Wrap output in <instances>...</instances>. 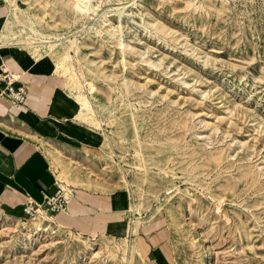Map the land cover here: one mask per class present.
<instances>
[{"label": "rangeland", "instance_id": "374dc122", "mask_svg": "<svg viewBox=\"0 0 264 264\" xmlns=\"http://www.w3.org/2000/svg\"><path fill=\"white\" fill-rule=\"evenodd\" d=\"M5 1L0 43L87 100L81 141L51 145L58 183L116 191L126 215L86 236L0 213V264H128L134 246L140 264L138 235L171 264H264V0Z\"/></svg>", "mask_w": 264, "mask_h": 264}, {"label": "crops", "instance_id": "0c3cea01", "mask_svg": "<svg viewBox=\"0 0 264 264\" xmlns=\"http://www.w3.org/2000/svg\"><path fill=\"white\" fill-rule=\"evenodd\" d=\"M6 7V1L0 0V32L8 14ZM0 62L16 74L15 83L26 87L24 104L16 107L9 101L5 81L0 80V213L21 219L26 200L40 203L60 185L51 145L81 141L72 121L78 106L64 77L52 71L51 61L35 60L16 44L0 43ZM71 189L66 207L55 214L59 225L86 236L120 229L126 215L121 194L82 185ZM138 237L144 241L140 264H171L161 242Z\"/></svg>", "mask_w": 264, "mask_h": 264}, {"label": "built area", "instance_id": "2783aa9c", "mask_svg": "<svg viewBox=\"0 0 264 264\" xmlns=\"http://www.w3.org/2000/svg\"><path fill=\"white\" fill-rule=\"evenodd\" d=\"M17 76L5 65L0 62V80L5 81V89L9 97V101L13 106L24 104L26 97V87L22 83H15ZM70 190H65L58 185L52 193L44 195L40 203L33 199H28L23 204L22 218H28L38 209H44L47 213L55 215L58 211L63 210L69 201Z\"/></svg>", "mask_w": 264, "mask_h": 264}, {"label": "bare ground", "instance_id": "6f19581e", "mask_svg": "<svg viewBox=\"0 0 264 264\" xmlns=\"http://www.w3.org/2000/svg\"><path fill=\"white\" fill-rule=\"evenodd\" d=\"M12 32H13V23H12V21L9 18H6L4 20V23H3L1 35L5 38L6 41H10L13 38L12 37V35H13ZM71 48H76V46L75 47H73V46L67 47L65 49L66 51H64V50H57L55 52L52 51V52H49V53L53 54V56L56 57L58 60L59 59L60 60H65V59H67V58H69V57L72 56L70 54V51H69ZM72 81H73V83L74 82L76 83L75 80H72ZM89 89L91 91H93V89H94L93 85H90ZM77 103H78V111H77V114H76L75 117L82 118L84 116L85 111L88 108V106H87V100L85 98H82L81 96H79L78 99H77ZM39 212L45 213L47 216L46 215H43V214H41ZM38 216L47 217L48 220L47 221H44V225H46V227H43V228L38 227L37 230H48L49 226H51L53 224V222L56 221V218H57L55 215H51V214L47 213L44 209H38L37 211H35L34 213H32V215L30 217H28V218H21V219L23 220V224H24V222L27 224L30 221H32V220H34L36 218H39ZM25 228H28V227H25ZM138 250H139L138 247L137 246H134V248L132 250L133 254L132 255L130 254V256L127 259L128 264H136V260H137L136 257L139 254Z\"/></svg>", "mask_w": 264, "mask_h": 264}]
</instances>
